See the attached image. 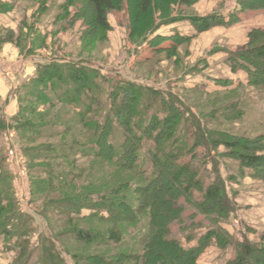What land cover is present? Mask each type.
Masks as SVG:
<instances>
[{
	"label": "rangeland",
	"instance_id": "1",
	"mask_svg": "<svg viewBox=\"0 0 264 264\" xmlns=\"http://www.w3.org/2000/svg\"><path fill=\"white\" fill-rule=\"evenodd\" d=\"M236 1L197 0L183 6L170 3L172 0H153L152 14L156 15L160 14L158 8L162 9V14L205 16L216 13L226 21L235 17L237 20L231 24L211 25L187 40L177 39L176 34L186 36L194 28L188 20H178L161 26L143 42L139 36H128L130 15L134 21L137 18V4L133 0L130 15L124 0L113 2V8L107 12L108 30L100 29L90 20L93 8L85 0H73L71 4L66 0H0V117L9 120L15 114L17 88L33 77L39 66L81 59L94 65L104 79L100 82L105 89L109 82L130 81L148 89L150 94L143 93L141 100L142 105L146 101L153 103L150 111H156L161 104L166 112L179 111L175 134L187 141L185 151L194 143L193 132L197 125L202 126L206 135L221 131L242 139H256L264 135V88L249 84L244 70H232L228 58L264 43V33L259 32L252 41L249 35L256 29L264 31V9L239 11ZM251 1L264 4V0ZM143 17L146 18V14ZM100 99L104 106L107 103L104 91ZM152 99L154 102H150ZM10 109L14 110L11 114ZM59 111L60 107H52L40 118L58 124L75 122L74 116L62 115ZM84 133L75 125L65 134L23 140V145L26 150L33 147L43 150L70 140L85 139ZM19 146L15 132L9 129L0 132L2 170L11 178L13 198L8 204L6 200L1 203L15 211L14 219L6 226L7 231L0 227V264H17L29 248L32 250L29 264H39L44 245L33 247L45 237L46 225L53 235L51 239L56 241L49 246L61 255L65 264H142L143 260L123 258L120 253L125 245L131 244L133 236L140 235L145 218L121 224L100 219L72 221L61 214L65 198L101 197L116 189L124 176L134 178L135 174L109 172L103 158L92 160L78 155L53 160L70 163L79 174L63 189L48 190L33 198L36 213L31 211L30 204V179L35 178V172H29L28 167L29 162L42 160L26 154ZM194 153L193 158L185 154L178 161L189 162L204 187L221 180L233 213L212 224L196 208L195 202L201 200V194L194 191L192 202L183 199L178 202L182 212L179 220L169 224V236L188 247L214 226L229 234L228 246L218 247L211 240L198 255L196 264H226L235 254L236 243L244 240L264 245V164L255 168L259 175H252L251 168L241 169L238 161L222 146L207 154L198 145ZM52 206H57L58 210ZM89 212L84 208L81 215ZM20 213L28 215L29 223L21 224L16 216ZM77 229L99 235L101 240L100 237L93 242L76 239L72 233ZM109 229L121 234L120 243L126 242L124 246L106 243L101 234Z\"/></svg>",
	"mask_w": 264,
	"mask_h": 264
},
{
	"label": "trees",
	"instance_id": "2",
	"mask_svg": "<svg viewBox=\"0 0 264 264\" xmlns=\"http://www.w3.org/2000/svg\"><path fill=\"white\" fill-rule=\"evenodd\" d=\"M73 2V0H66ZM92 5L93 13L90 20L100 29L108 30L107 12L113 8L115 0H85ZM126 2L127 12L132 7L131 0ZM136 2V19L130 15L127 25L128 36H139L146 42L164 25L178 20H188L194 31L183 36L176 34L177 39L187 40L215 24H228L237 20H224L219 14L191 16L182 13L152 14L153 0H133ZM197 0H172L183 6H189ZM239 11L263 8L264 4H255L251 0H237ZM146 14V18L143 15ZM137 22V23H135ZM261 30L249 33L252 38ZM256 40V39H255ZM140 41V42H142ZM232 70L245 71L248 83L264 88V43L251 47L246 52H238L228 58ZM92 66V67H90ZM94 65L81 59L59 60L46 63L37 69L35 75L17 88V111L9 120L0 117V132L12 130L15 132L19 147L26 154L37 157L42 161L29 162V172L35 178L30 179L32 198L31 211L36 212L33 198L48 191L63 189L78 176L79 172L71 164L53 160L62 157L74 158L78 155L89 159L103 158L109 172L130 171L136 177H125L118 181V187L95 199L81 197L65 198L62 201L61 214L67 220L100 219L121 224L140 222L145 218V224L140 235L133 236L131 244L125 245L122 236L114 229L101 234L106 243L126 246L121 256L128 259H141L142 264H196L200 252L214 240L218 247L224 248L230 242L229 234L219 226H214L201 234L192 246L183 247L179 240L169 236V224L179 220L182 207L180 199L192 202L193 192L201 194V200L196 201L198 210L217 224L221 218L232 216L233 206L227 197L224 183L218 182L204 187L197 177L196 171L189 162L178 161L185 154L195 156L196 146L204 148L207 154L222 146L235 158L241 169L251 168L253 174L259 175L258 166L264 164V135L256 139H242L225 132H202V126L197 125L193 132L195 137L191 148L182 135L176 136L180 113L165 111L164 106L158 105L153 109V103L144 102L141 95L150 94L148 89L133 82L108 83L104 81ZM106 94L107 103L103 106L100 96ZM163 103L167 101L160 99ZM154 102V99L152 101ZM52 107H60L62 115L74 116L75 122L53 123L44 118V111ZM176 110V109H175ZM60 114V115H61ZM77 125L85 131V139L70 140L52 148L26 150L23 140L33 141L37 137H53L65 134ZM146 143H148L146 145ZM141 150H145L142 153ZM193 156V157H192ZM47 160V161H46ZM3 157L0 156V227L6 230L15 211L10 205L1 201H13L12 189L8 173H3ZM3 174V175H2ZM264 177V176H263ZM53 208L57 206H52ZM89 209L87 215H81L82 209ZM21 224L29 223L26 213L16 215ZM17 219V218H15ZM45 225V224H44ZM45 237L36 241L34 249L44 245L39 254V264H65L60 254L49 245H55L50 229L46 225ZM8 234V232H7ZM9 235V234H8ZM76 239L83 242H93L99 235L77 229L72 233ZM54 237L57 236L54 234ZM101 240V237H100ZM60 245V244H59ZM32 248V249H33ZM32 250L29 248L25 257L17 264H29ZM226 264H264V245L241 241L235 245V254Z\"/></svg>",
	"mask_w": 264,
	"mask_h": 264
},
{
	"label": "crops",
	"instance_id": "3",
	"mask_svg": "<svg viewBox=\"0 0 264 264\" xmlns=\"http://www.w3.org/2000/svg\"><path fill=\"white\" fill-rule=\"evenodd\" d=\"M14 110L10 109V114L13 112Z\"/></svg>",
	"mask_w": 264,
	"mask_h": 264
}]
</instances>
